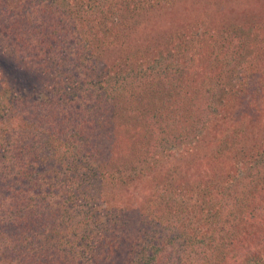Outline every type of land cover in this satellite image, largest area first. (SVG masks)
<instances>
[{
  "label": "trees",
  "instance_id": "1",
  "mask_svg": "<svg viewBox=\"0 0 264 264\" xmlns=\"http://www.w3.org/2000/svg\"><path fill=\"white\" fill-rule=\"evenodd\" d=\"M0 1V11H7L14 20V26L2 24L3 31H11L21 39V33L34 27L28 37L29 50L17 51L13 41L5 42L2 52L14 53L20 70L39 72L33 83L43 85L46 78L48 87L35 92L32 86L34 94L18 92L14 87L0 92V129L4 132L0 134V147L9 144L6 159L10 157L15 161V165L0 168V212L6 219L14 208L23 210L25 217L19 221L26 231L38 233L34 235L39 242H33L32 249L34 244L40 248L32 251L41 252L30 263H25L31 248L18 245L17 253H27H24L25 259L21 258L16 264H74V245L83 246L95 228L109 224L111 232L117 233L115 238L120 236V240H106L102 236L98 240L100 247L107 248L106 256L113 257L110 264H161L159 256L163 253V244H151L149 237L152 236H138L141 227L137 223L130 225L132 198H116L119 188L127 186L131 190L144 180L151 182L148 174L159 161L157 156H150L152 148L159 147L168 154L188 152V158H192L179 161L174 167L190 166L207 173L205 189L211 199L216 198L213 188L222 181L237 179L238 163L243 160L252 165L264 163V146L255 143L253 138H244L245 134L256 130V120L260 119L259 115L256 117L259 110L256 107L262 108L256 102L264 99V15L255 19L254 27L262 30L255 35L254 27L239 25L248 21L241 22L238 15L224 16L222 23L230 19L226 21L230 27L226 33L217 31L219 23L213 24L211 18L221 5L234 8L231 13L239 14L261 0H220V5L219 0H199L187 6H181L180 0H69L68 14L78 18L77 23H69L62 17H53L54 21L47 18L54 14L57 2L66 0H28L34 6L37 4L36 8L28 11L24 5L14 12L6 5L10 0ZM199 3L203 7H195ZM47 8L49 15H45ZM38 11L41 14L32 19L31 15ZM168 12L172 24L170 28H160V18ZM256 14L253 12L251 17ZM195 15L198 17H193ZM70 26L72 33L68 32ZM238 37L248 40L247 48L244 45L237 50L232 48L233 40ZM67 59L75 67H68ZM41 71L51 73L52 78L42 77ZM33 95L34 101L42 106L40 111L29 109L35 113L34 119L32 115L30 118L19 116L23 109L18 107L21 100L27 98V102L37 108L31 102ZM202 97L210 98L209 107H199L204 100ZM247 99L253 106L251 116H244V108H239ZM118 126L121 127L120 142L126 145L124 159L135 163L137 159L130 157H139L142 161L135 174H127L124 164L114 156L113 148H108L106 154L102 148L105 146L102 137L118 135ZM20 129L27 136H20ZM12 130L22 138L12 136ZM27 143L32 146L28 148ZM25 155L29 157L26 159ZM65 158L69 160L67 172H54L52 161ZM89 160L97 161V167H91ZM41 179L54 182L52 188L56 192L60 184L66 188V212L79 238L74 244L72 241V245H65L63 251L56 250L55 244H47L48 236L44 233L50 227L55 229L60 216L58 210L50 205L47 212L45 208L41 210L36 201L28 203L24 199L33 197H27L20 189L29 185L33 191H40V195L43 192ZM155 179V186L160 185L158 177ZM155 186L153 184V189ZM250 193L246 205H254L250 211L260 221L264 218L262 186L260 191ZM8 195L11 197L9 205L5 200ZM156 196L147 199L146 210L152 203L149 201H154ZM204 198L208 199L203 194V201ZM211 199L209 197V202ZM76 203H80V208L74 210ZM105 203L106 210L103 209ZM242 208L244 206L240 205L239 209ZM169 210L170 213L177 211L173 206ZM156 211L164 212L159 207H155ZM140 215L142 220L147 218V214ZM9 223L12 220L4 224ZM261 223L256 238L246 231L250 236L247 244L238 243L234 233H229V238L221 243L213 242L216 239L213 235L211 241L206 242L201 236L205 228H200L196 236L189 232L184 243L202 244L198 264H264V223ZM212 227L210 231L214 232L217 225ZM173 238V234L168 236L164 243L174 244ZM91 246L93 251L99 250ZM139 246L143 248H137ZM7 251H2V260L6 259ZM81 252L85 250H79ZM61 254L66 257L61 258Z\"/></svg>",
  "mask_w": 264,
  "mask_h": 264
},
{
  "label": "rangeland",
  "instance_id": "2",
  "mask_svg": "<svg viewBox=\"0 0 264 264\" xmlns=\"http://www.w3.org/2000/svg\"><path fill=\"white\" fill-rule=\"evenodd\" d=\"M43 0H40L41 2ZM79 1V0H76ZM199 0H180L181 6H187L191 4H195V2H198ZM73 2V0H72ZM222 4L219 0V4ZM224 4V3H223ZM6 5L9 6L10 10L12 12L17 11L18 9H21L26 6V8L29 10H32V8H36L32 3H30L28 0H14V3H11V0L6 3ZM33 5V6H32ZM225 5V4H224ZM252 8L246 9V11L240 12L237 14V11L234 13H231L233 9L223 7L221 5L219 9L213 13V17H211L214 20V23H219V29L217 31L228 32L230 31V27H228V23L230 22V19L228 18L223 23L221 22L222 19L224 20V16L228 15L230 18L233 16L238 15L239 20H246L248 22H242L239 25H246L254 27L256 25L255 19L256 17L264 15V0L259 1V3H253ZM14 7V8H13ZM54 14L52 16H48V19H51L54 21V18L60 19V17L63 18V20L68 21L69 23H77L78 18L70 17L68 14L70 3L69 0H66L64 2H57L55 5ZM195 7H203L200 3L199 5H196ZM195 10L199 11L198 9ZM218 7V6H217ZM0 8H2L1 1H0ZM56 8H59L56 9ZM183 8V7H182ZM49 8L45 10V15H49L48 12ZM256 12L257 14L252 16V13ZM248 13V14H246ZM41 13L40 11L33 13L31 15L32 19H34L36 16H39ZM3 16V19L0 18V92L3 93L6 88H18V92H24V91H30L31 94H34L32 91V86L35 87L36 91H41L42 89H46L48 87L45 86V80L43 85L40 84H34L33 82L37 80L38 73L33 70H20V68L17 65V60L15 62V59L17 56H14V53H3L4 51V44L5 42H13L14 46L16 47L17 51L22 50L21 52H24L26 50L30 49V46L28 43L30 42L28 40V37L30 36V32L33 29L30 27L25 33H21V39L16 38V36L13 34V32H7L3 31L1 28L2 24H5L7 26H14V20L13 17H10L7 11H3L1 9L0 11V17ZM54 17V18H53ZM170 14L169 12L167 14L162 15L161 20L159 21V26H162L160 28H170L171 21H170ZM193 17H198V15H195ZM250 23V24H249ZM254 27L252 28L253 34H260L261 28ZM68 32L72 33V26L68 27ZM249 37V42L253 40V37ZM32 40V39H31ZM247 39H239L235 38L233 40L232 48L233 49H239L242 45H244L245 48H247L249 44ZM264 42V40L262 41ZM74 48V47H73ZM232 49V50H233ZM72 51V50H70ZM8 52V51H7ZM25 53V52H24ZM73 56L76 54L73 52ZM59 57L57 56V60ZM252 59V58H250ZM68 67H75L73 63L69 59L65 60ZM258 61H256L257 64ZM264 63V62H263ZM50 66V65H48ZM48 69V68H47ZM46 69V70H47ZM45 70V71H46ZM45 71H41V76L44 77H50L52 78L51 73H45ZM51 84L49 85V87ZM254 88V87H253ZM257 89V88H256ZM255 90H252L253 92ZM257 94L260 95L258 92ZM40 95V94H39ZM204 100L199 104L200 108H203L207 106L208 101L210 100L209 97H202ZM250 98V97H249ZM37 99V98H36ZM26 100H21L18 103L19 108H23L21 110V114L19 116H26L27 118H30L31 115L33 119L35 118V113L29 111L31 110H39L42 106H40L36 101H34V95L31 97V102L34 103V105L37 108H34L30 102H27ZM200 101V100H199ZM261 104L262 108L264 106V99L263 101L260 99V101H257L256 104ZM209 107V106H207ZM250 107H253L250 105L249 100L247 99L244 102H241L239 105V108H244V116H251L253 115V109ZM258 112L256 114V117L259 115L260 119L256 120V130H251L248 134H245V139H251L253 138V141L255 143L261 144L264 146V109L260 108L259 106ZM262 109V111L260 110ZM40 111V110H39ZM30 112V114L28 113ZM35 124V123H34ZM27 128V127H26ZM118 135H115L112 137V135L103 136L102 139L104 140V145H102V148L104 149V153L106 154L108 151V148H113L115 151L114 156H117L116 158L121 161L122 164L125 166V170L127 174H135L136 171L140 170V166L142 165V161L139 160V157H130L131 159H137L135 163H131L127 157L126 152V145L124 143L120 142V131L121 127L118 126ZM23 129H20L18 132H20L22 135L20 136H27L25 133H22ZM13 134L16 139L22 138L17 137L15 131L12 130ZM3 133V130L0 129V134ZM2 136V135H1ZM261 137V138H260ZM263 138V139H262ZM101 139V141H102ZM108 139V141H107ZM112 139V143H111ZM5 139L2 138V141ZM111 143V147L110 146ZM28 148L32 146L31 144L27 143ZM106 148V150H105ZM9 144H6L3 147H0V168H3V165H15V161H12L10 157H7L9 155ZM8 152V153H7ZM150 156H157L159 161L158 164L154 170L151 173L148 174V177L151 179V182L146 183L147 180H144L143 182H140V184H137L135 188H132L131 190L127 189V186H124L123 188L118 189V194L116 198H123L124 196H128L132 198L131 203L129 204L131 207V211L129 212V216L132 220V224L137 223V225L140 228L138 232V236L147 235L152 236L149 237V242L151 244L154 243H161L163 244L164 250L162 255L159 256L161 258V264H198V250H200L202 244L196 243L194 246L192 244H185L184 240L188 238L189 232H193L194 235H198L200 233V228L204 229L201 236L206 239V242L211 241V235L215 236L216 239L215 243H221L224 239L229 238V233H234V237L238 240V243L243 244L245 241L247 244L249 242L250 236H247L245 233L251 232L253 233L252 236L256 238L257 233L262 225L261 222L264 223V218L259 221V218L256 216H252L251 209L254 208V205H251L248 207L246 205L247 198L251 194V190H259L262 186V193H264V182L262 180L264 179V163H257L256 165H252L251 162H247L243 160L242 162L238 163V169H239V176L236 180L231 182L222 181L220 186H217L213 188V191L215 192L216 198L211 199V195H209L205 189V180L207 177V173L203 172V170H200L199 172L197 170H193L190 166L186 167H180L175 168L174 165L182 160L190 159L188 158L189 153L182 151L181 153H163L159 147L152 148L151 149ZM141 154V153H140ZM264 154V153H263ZM142 155V154H141ZM108 158V155H106ZM136 156V155H133ZM29 156L25 155V158L27 159ZM164 158V159H163ZM68 158H65L61 161H52V170L56 173L65 174L67 172L68 168ZM91 167H97L98 162L89 160ZM174 167V168H173ZM178 167V166H176ZM62 168V169H61ZM220 169V167H218ZM69 170V169H68ZM197 171V172H196ZM93 172V171H91ZM164 173V174H163ZM154 175V177L152 176ZM163 175V176H160ZM220 176L216 175V178ZM68 177V176H64ZM155 177H158L160 185L157 184L155 186ZM165 179V181H164ZM5 180V179H4ZM54 180V179H52ZM65 181V179H56V181ZM152 180L154 182H152ZM217 180V179H216ZM219 181V179H218ZM216 182V181H215ZM30 183V182H29ZM40 185H42L41 189L43 190L40 195H38V192L40 191H33L32 188L29 187V185H26L25 187H20L24 195L27 197H33L31 200L24 199L25 201H29L28 203L37 202V204L41 207V210L44 211V208L48 212V207L51 205V208L54 210H58V213L60 216L57 217V221L54 224V228H49L44 233L48 236L47 238V244H55L56 250L63 251L65 248V245H72L70 242L73 241V244L78 240L79 236H75L76 234L73 231V222L70 221L69 213L66 212V207H68V203L65 199V192L66 188H64L60 184L58 187H60V190L57 189V192L54 191V188H52V184L50 183V180H48V183L45 180L41 179L39 180ZM153 184L155 186V189H153ZM21 184L19 183V186ZM50 185V186H49ZM257 185V188L255 186ZM22 186V185H21ZM1 187V185H0ZM51 188V189H49ZM130 188V187H129ZM201 191V193L199 192ZM205 193H204V191ZM157 195L153 200H150L149 202H152L150 205H148V208L144 207L145 202L150 197H153V195ZM201 194V195H200ZM208 197V199L204 198V201L202 199V196ZM201 197V198H200ZM209 197L211 199V202H209ZM6 204L9 205L11 201V197L8 195L6 197ZM9 200V202H8ZM45 205H41V203ZM201 204H207L206 206L200 207ZM243 205L244 208L241 210L239 209V206ZM6 206V205H5ZM66 206V207H65ZM170 206H173V209H176V213H170ZM155 207H159L163 213H158L157 211L154 212ZM211 207L210 209H208ZM80 208V203H76L74 210ZM182 208V209H181ZM103 209H107V203L103 205ZM181 209V210H180ZM14 211L7 216L5 219L4 213L0 212V222L2 225L0 226V256L2 255V251L7 249L8 251L5 253L6 259L2 260L0 258V264H16L21 258L25 259L24 253L18 252L16 247L18 245L24 246L28 249L31 248L29 252L28 259L25 261L29 262L35 259V257L39 253H33V251L39 249L40 247L38 245H33V242L38 241L36 235L38 233H31L29 231H26L24 227L21 225L22 217L24 216V211L19 210L18 208H14ZM140 210V212L138 211ZM143 210H146L145 212H142ZM139 214V215H138ZM140 214H147V218L144 220L143 217ZM40 215V214H39ZM150 216V217H149ZM108 219V216L105 218V220ZM153 219V221L151 220ZM12 220V223H9L8 226L4 224L6 221ZM23 220V219H22ZM21 220V221H22ZM75 220V219H74ZM44 226H46V223L42 222ZM108 223V222H107ZM143 223H146V225H143ZM155 223V224H154ZM213 224H216L217 227L213 231H210L213 227ZM111 225H107L104 228H95L94 231L91 232L87 240H84L83 246L74 245V249L76 248V254H74V264H79L80 261L83 262L82 264H110V262H113V257L111 255H107V248L105 245H101L98 240L99 236L104 237L107 239H114V240H120L119 237L115 238L117 236L116 232L113 233L110 230ZM80 231L82 230L79 228ZM78 229V230H79ZM174 236L173 240L174 244H166L164 243V239L168 238V236L172 235ZM179 234H183L181 237H179ZM130 235V232L126 233V236ZM16 237L18 238V241H16ZM21 237H24V240H21ZM186 238V239H185ZM118 242V241H117ZM148 242V243H149ZM149 245L151 246V244ZM183 243V245H181ZM96 246L99 250H92L91 245ZM119 244V243H118ZM165 244V245H164ZM107 246V244H106ZM148 247V246H147ZM207 246L204 245V248ZM102 248V249H101ZM128 247V249H130ZM137 248H143L142 246H139ZM33 250V251H32ZM79 250L84 251V253H79ZM121 251V250H120ZM119 251V252H120ZM19 253H21L19 255ZM43 256V255H42ZM41 256V257H42ZM47 255L46 257H48ZM66 257L65 255L61 254V258ZM118 257V254H117ZM60 258V257H59ZM22 259V260H23ZM99 260V261H98ZM153 264H158L157 262H154ZM200 264V263H199Z\"/></svg>",
  "mask_w": 264,
  "mask_h": 264
}]
</instances>
